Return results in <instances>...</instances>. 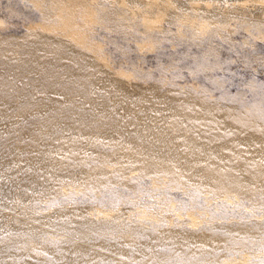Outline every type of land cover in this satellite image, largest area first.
I'll return each instance as SVG.
<instances>
[{
    "label": "bare ground",
    "instance_id": "bare-ground-1",
    "mask_svg": "<svg viewBox=\"0 0 264 264\" xmlns=\"http://www.w3.org/2000/svg\"><path fill=\"white\" fill-rule=\"evenodd\" d=\"M29 1L40 19L22 35L0 31V264L264 261L249 251L264 248V108L140 82L133 74L143 71L114 66L101 40L117 32L127 43L114 40L118 49L144 53L169 19L229 38L234 17L262 28L264 0ZM209 48L194 59L216 54ZM165 182L166 200L176 187L204 217L178 212L151 225L145 211L131 220L99 202L118 204L119 184L142 203ZM228 206L244 209L229 216Z\"/></svg>",
    "mask_w": 264,
    "mask_h": 264
},
{
    "label": "rangeland",
    "instance_id": "rangeland-1",
    "mask_svg": "<svg viewBox=\"0 0 264 264\" xmlns=\"http://www.w3.org/2000/svg\"><path fill=\"white\" fill-rule=\"evenodd\" d=\"M251 6H253L252 2H250L249 7ZM40 17V12L29 0H0V19L2 22L0 31L3 35H22L31 23L38 21ZM244 21L239 17L232 18L229 25L232 27L233 32H229V38H225L222 35L213 34L212 31L210 32V28L209 31H202L198 35H193L185 24L171 19L163 20L165 34L158 35L155 33L154 40H149L146 43L144 53L139 52L137 47L132 46L128 56L118 49L114 42L116 40L118 44L127 46L119 33L113 32L112 38L103 37L102 34L101 40L106 48V56L108 55L109 58L112 57L114 58L113 61H116V63L113 62L114 66L119 67L122 64L126 69H140L143 71L141 75L133 74L134 79L140 80V82L144 80L155 82L165 80L171 86H185L195 92L198 89L200 92L206 93L207 96H213L212 98L222 103H228L229 106L246 108L249 105L255 106L257 104L264 108V38L263 35L260 36V32H264V24L261 31L255 25H253L254 27L248 26L247 22ZM246 25L249 30L246 29ZM179 30L184 32H182L183 36H177ZM226 32L228 33V31ZM210 44L215 46L214 51L216 54L208 52L202 63L194 59L196 56H193L196 53V55L202 56L207 52L210 49ZM208 60L212 66L204 74L203 64L207 63ZM147 70H151L152 75L142 77ZM215 78H218V81ZM199 85L203 86L202 89ZM149 183L150 179L147 178L143 181V186L150 188ZM163 184L162 188L158 187L159 189L155 192H151L150 197L147 194L148 192L139 194L138 197L143 198L142 203L135 201L136 198L132 197L129 190L125 191L119 184L117 188L122 192V200L118 204L112 206L107 197H103L99 202L105 208L114 207L119 213L126 215L131 220L138 219L145 211V220L151 225L158 222L168 223L173 219L177 221L179 219L178 212H182L187 216L189 211H195L201 218L204 217L206 214L203 213L204 210L199 211L195 208L197 203L191 206L188 200L185 199V193L183 194L176 187L172 189L173 192H175L174 190L178 191L176 201L169 202L166 200V198H169L170 192L162 190L167 183ZM153 193H156V200L152 196ZM159 200L161 201L159 202ZM181 202L188 205L187 212L181 210ZM173 209L176 211L173 212ZM241 209L244 208L228 206L227 211L231 216L233 213L240 212ZM263 209L264 207L257 209V211L263 213ZM152 213H155L159 219L151 218ZM206 217V220H208L209 217ZM225 219L221 218L220 220ZM207 223L205 221L201 226H205ZM250 246L249 251H252L254 255L256 252L261 251V248L256 244ZM239 250L237 251L240 252ZM255 259L256 257L252 256V260L255 261ZM129 262L140 264L135 259H129ZM180 264H183V262L180 261Z\"/></svg>",
    "mask_w": 264,
    "mask_h": 264
},
{
    "label": "snow or ice",
    "instance_id": "snow-or-ice-1",
    "mask_svg": "<svg viewBox=\"0 0 264 264\" xmlns=\"http://www.w3.org/2000/svg\"><path fill=\"white\" fill-rule=\"evenodd\" d=\"M192 195H193V197H195L198 195V193H195ZM199 207L203 208V207H206V205L204 203H200ZM181 210L187 212L188 211V205L184 202H181ZM172 211L175 212L176 210L173 209ZM261 251H264V248H261ZM227 254L230 258H239L242 256V253L238 252V251H229ZM260 264H264V261H261Z\"/></svg>",
    "mask_w": 264,
    "mask_h": 264
},
{
    "label": "clouds",
    "instance_id": "clouds-1",
    "mask_svg": "<svg viewBox=\"0 0 264 264\" xmlns=\"http://www.w3.org/2000/svg\"><path fill=\"white\" fill-rule=\"evenodd\" d=\"M242 264H244V262H242Z\"/></svg>",
    "mask_w": 264,
    "mask_h": 264
}]
</instances>
